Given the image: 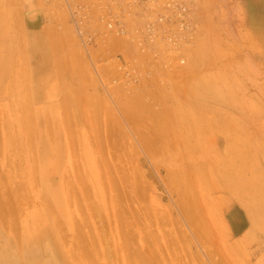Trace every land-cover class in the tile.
<instances>
[{"label": "rangeland", "instance_id": "rangeland-1", "mask_svg": "<svg viewBox=\"0 0 264 264\" xmlns=\"http://www.w3.org/2000/svg\"><path fill=\"white\" fill-rule=\"evenodd\" d=\"M63 1H65V3ZM63 1L18 0L17 3L14 0H0V49L6 47L10 50V46H13L15 42L14 49L12 47L10 50L11 54L9 53L7 58L10 59L13 65V71L16 70L17 67V72L20 70L24 73L25 71L29 74L31 79L35 80L30 88L31 91L29 89L30 93L34 92L37 88L35 84L39 86L41 83H38L40 79L39 73H44L46 68L51 65L49 70L50 73L48 72V79L50 80L52 78L50 81H52L51 88L54 93L50 94V96H45V98L43 97L39 101H37L34 97L31 99V101L35 103L32 106L38 109L40 108L41 116L36 119V122L38 121L37 125L44 123L45 120L48 121L52 119L51 121H53L55 120L54 118L56 115L62 113V99L67 98L68 101H70L75 98V102L73 101L75 104L71 105V108L73 106L71 112H73L76 116V118L74 117L75 119H73L74 122L76 120L75 124L73 122L71 123V119L69 122V119L65 118L70 116V114H73L70 112L69 115H66L67 113L64 114L65 117L63 116V118L68 120L65 122L63 119L64 121L62 123L64 131H68V135L72 133L70 135V139L74 137V139L72 138L74 141H70L68 140V135H66L68 139L64 140V142H66L65 146L68 161H76V165L79 166L81 163L83 165L84 162H87L89 157H92V160L94 159V161H96L95 164H97L98 167L100 166L99 168L101 170H97L99 168L96 167L100 178L95 177L97 178V182L96 180L93 181L98 183L100 180L102 187L100 189L101 191L98 190L96 192V188L94 189L93 185L95 183L91 182V179L88 178L89 174H87V168L84 169V167H86L85 164L84 166H79L86 170L84 171L80 168L81 172L83 171L82 176L85 180V189H87L86 191L89 193H85L86 191L84 192V189L81 188V191H77L78 196H80L79 198H82V196L84 197L86 194H88V196L86 195L85 199L83 200L82 198L80 202L73 201L71 202L73 204H67L66 206L67 210L70 211L69 214L72 216L74 223L76 222V225L74 224L75 228L73 227L74 229L68 227L66 218L55 203L54 197L50 195L47 190L43 189L40 184L41 181L38 174H36L34 179H32L33 184L30 181L27 186H22L23 192L21 191L18 197H16L17 195L14 196V194H12L11 191L24 181L23 171L26 169L24 162L29 159H31L29 161H32L33 154L24 155L21 153V147L24 148L25 144H23V142H25L26 138H22L20 136L18 137L20 134L16 135V131L13 129L10 130L13 132L15 131V134L9 129L7 130L6 128H3L2 124L7 123L11 119L10 113L16 112V114H19L22 111L20 102H16L18 101L17 97L20 98V95L22 97H26V92L29 93L27 91L28 89L25 91L23 90L27 87L23 84L18 83L16 88H13V86H9V88L8 79H6L7 83H4L2 85L3 87H0V89L3 88L2 92H0V189L2 188L4 191L3 193L6 195L2 194L3 196L0 195V198L2 197V200L10 203H7L8 205H6L8 206V209L5 208L6 203L2 204L3 206L0 204V209L5 206L0 211V214L2 213V217H0V235L6 249L4 252L3 246L0 243V264H10L11 262L17 264H39L34 262L28 263V261L32 258L34 259V256H32L34 254L33 249L36 250V254L38 253V246L36 243H38L41 239L51 241L52 247L55 248L56 251L59 244L62 243L66 248L72 250L70 251V254H72L71 257L73 258L76 254L80 255V259L76 258L78 261L76 264L79 262L80 264H89V251L94 250L95 254L92 256V260L95 261V264H136L135 261L141 262L144 260V257L148 259L147 257L151 253L150 249L154 250V252L157 250V256L160 254V258L162 257L161 260H163L164 257V259L167 260V264H198L202 258H205L203 261L204 263L201 262L202 264H216L215 262H217V264L218 262L219 264H264V227H258L255 225L252 226V224H250L249 213L245 210L242 201L239 200L236 194H232L231 191L228 192L229 189L227 190L223 186H220L219 183L209 186L206 191L200 193L194 184V189L191 191L193 194L192 196L195 199L194 205L196 204L195 206L197 210H200L199 213L202 215V217L201 215H198L197 219L201 220L199 221L200 224L203 223L202 225L204 226L206 224L207 230H204L206 226L203 227L205 232L209 230L207 234L208 238L205 236L207 239H203V236L201 240L198 239L197 241L194 233L201 229L198 228L200 224H198L199 226H196V223L195 228H192V223H188L182 218L183 216L181 215V210L179 209L180 207L177 206L178 204L176 202L179 195L176 191L172 193L173 184L170 179L171 177L178 178L180 174L181 177L179 176V178H182V168H184L185 171L192 173L193 164L190 162V153L195 148L199 147L197 145L200 144L199 141L201 140L205 141V145H210V147L217 149L219 145H223L226 142L224 140L225 133H231V135L233 133L235 135V132L237 135L240 133V136L237 137L242 139L244 134L245 138H248L246 135L250 132L251 135L249 136H251V138H249L251 140L256 139L259 144L264 145V0H114L117 3H114L115 5L119 4L117 6H120L119 9H115V6L113 7V5H109L113 4L111 2L113 0H73L75 3L72 0ZM97 1H101V3H96ZM102 1L105 3L104 5ZM95 3L99 5L96 7ZM100 4L103 6V10L100 9ZM122 4H125L126 8ZM105 5L106 7L104 9ZM98 7L102 11L96 9ZM113 8L117 11V13L114 11L111 12ZM127 8H131L133 10L132 11L130 9L133 16L129 14L130 11H128L129 9ZM137 9H140L139 11L141 13L137 12ZM124 10H127L126 12L128 13L124 12ZM3 12H5L4 14L6 17ZM64 12L68 14V17ZM134 12H136L135 14L137 18H135L136 16ZM151 12H153V17L149 15ZM8 13L10 14L9 18ZM59 13H63L65 16L61 15L58 17ZM127 14H129V18L131 16V18L133 17L135 20H140V18L142 19L143 17V23L138 26V29L142 31L138 30L140 36L136 35L134 40V45L138 46L141 51L138 50V47L137 51L136 47H132L131 44L130 47L128 45L126 46V43L129 44V42L123 40L128 39V35H130L122 33V30H125L124 17H126ZM3 16L6 18L5 24L2 23L4 21L2 20L4 19ZM61 17L62 20L66 18L64 20L65 22L61 21ZM7 20L9 21L7 22ZM149 21L150 23L148 24L147 22ZM144 22H146L147 25ZM176 23L178 24L176 25ZM65 26L68 30H64ZM70 27L74 29L72 32L75 35L71 32ZM85 27L87 28L85 29ZM142 27L144 29H142ZM158 27L160 29H158ZM49 31L52 33H49ZM66 31L69 33L71 32L72 35H74L72 38L75 42H73L71 37H67L66 39V35L68 36L69 34L68 32L65 34ZM149 31L151 32L149 33ZM53 32H57L54 33V38L51 37V35L53 36ZM81 33L82 35L84 34L83 38L80 36ZM76 35L78 36L76 37ZM154 35L155 37L157 36L156 38L159 40V45L157 44L158 42L156 43L157 40H154L156 39ZM14 37L17 38V40L14 39ZM58 37L61 38V42L63 43L62 45L66 46L64 48H67L65 50V53L67 51L66 54H63L64 52L62 53L60 51L61 49L59 50V48H63V46L61 45L60 47V44H57L60 43L57 42L58 40L60 41ZM158 37H160L161 42ZM33 38L38 40L34 41L36 39L33 40ZM162 38L165 39L162 40ZM53 39L56 41L55 44L52 42ZM71 40L76 45L73 44L70 46L72 44H70ZM67 41L68 44H65ZM212 42L214 45L211 44ZM200 43H203L205 46L213 45L212 47H217L218 50L215 49L216 54L214 55V52H211V55H208V57L203 60L196 59L195 51L201 47ZM55 46H59L57 48V51L59 50V52L53 50L56 53L54 54L58 55L57 57L54 56L52 51L53 47L56 49ZM15 47L17 50H15ZM126 47H132L135 50L129 48L127 49ZM64 48L62 51H64ZM139 51L142 52V54L135 56L136 53L139 54ZM208 52H210V50H208ZM12 53L17 55L13 57ZM127 53L131 54L129 58L127 57ZM132 54H134V56ZM59 56H61L60 60H63L61 62H65L62 63L64 64V71L60 65L58 66L61 71L56 68L58 66L54 67V65L59 61ZM55 58L56 60H54ZM11 59H16V61H13V63ZM136 62L138 64L137 66ZM73 63L76 68L79 66L81 70L79 69L80 71L76 70L72 72V69L75 68H72V66H74ZM58 64H60V61ZM139 66L141 69H139ZM69 71L75 76V80L74 77H71V75V79L69 75H67ZM202 71L208 73L213 71L212 78L214 81L216 76L223 74H228V76L232 78L234 77L235 79L233 78V80L235 82L237 79V81H239L238 86H234L236 84L233 83V80L231 86L234 88L233 90L238 88L236 90L238 93L235 91L234 94L236 97L238 96V98L240 96L239 102L243 101L244 103H241L243 106L240 104L242 107H240L239 104L235 105L233 103V105L231 102L229 103L233 106L229 105L227 102L223 104L221 98H229L226 94L224 96H220L221 98H213V103L211 104H213L217 110L221 108L220 111L222 113L219 112V114L221 113L222 115H213L216 120L214 119L213 122L205 123V129L209 131L210 127L212 134L209 136V133L211 132H207L206 130L205 131L208 134L205 133V131H201L202 134L200 131H194V133H192V130L196 129L189 126L183 131L184 135H187L188 133L184 139L186 142L184 140L181 141L179 137H175V133L179 132V122L177 118L172 117L174 120L170 117L164 118L166 111L163 108H169L170 105H174V102H172L173 99L169 98V101L166 103L167 99H165V97L168 93L171 96L172 91L170 85L176 81L175 83H179L180 87H184L186 85L185 88H179L181 91H178L179 95L181 93L183 94V89L185 92L184 95H181V97L179 95L178 96L182 101L187 100L190 91L186 94V91H188L186 88L190 87L193 82V80L190 81L191 77L198 79L199 82H201ZM60 72L62 75H60ZM49 74H52V76L50 77ZM59 75L60 77H66L67 75L69 78L66 79L67 77H64L65 86H63L61 82V84H59L60 87L68 88L70 87V84L72 85V88L75 86L73 90L71 87V90L68 88L71 92H68L67 89L58 91V89L62 90V88H58L59 86L57 87L58 89L55 88L57 86V84L55 85V82L57 83L59 81V78H57ZM235 76H237V78ZM72 79L73 81H71ZM216 81H218V84L222 82L220 79ZM165 85L167 86L166 88H160V86L163 87ZM116 86L119 91H117L118 89L115 90ZM157 87L160 88H158L159 90L157 89L159 93L161 90L163 93L165 92L163 96L164 98L161 97L160 99L159 95H163L161 92L158 95L159 99H156L158 93L156 90ZM113 89L117 92L115 93ZM8 90L12 93L11 96L13 95V97H15L16 95L17 99L15 98L14 100V98L9 95ZM155 90L157 93H153ZM168 90L169 92H166ZM252 90L253 93L251 92ZM4 93L5 95L3 96ZM154 95L156 98H153L155 97ZM189 95V98L192 99V95ZM244 95L247 97L249 96V100L254 99L255 102L257 101V104H253H256L255 106H259V109L262 111H260L257 107H254L253 104L250 105L251 103L249 102H253L254 100L248 102ZM70 96H72V98H70ZM180 98L178 99L180 100ZM58 100H61L62 103L60 104V101L58 102ZM194 100L197 101L198 99L194 98ZM199 100H201V98H199ZM8 101H10V103ZM170 101L173 105L170 104ZM15 102L18 107H16ZM56 102L61 106L55 105ZM19 105L21 107H19ZM56 106L61 107L62 109H58ZM12 107L15 109L18 108L20 112L12 109ZM54 107H56L55 110L59 113L54 110ZM161 108L165 111V114L163 115ZM52 109L55 112L52 111ZM222 109L225 110L222 111ZM6 110L10 111L7 112ZM2 111L6 112V114H3ZM51 111L53 112L51 114H53L54 118H52L49 113ZM170 112L172 116H174L172 109H170ZM44 113H47V115ZM234 113L235 116L239 117V119L237 121L235 120L236 118H233V123L236 124L237 122L240 125L236 124L234 127L235 129L232 127H229L228 129L226 118H228V115H234ZM34 114L35 111H33V115ZM225 115H227V117ZM73 116H70L69 118H72ZM159 117L165 120V122L163 121V124L158 123L160 122ZM239 120H243L247 123V125H243H246L243 129L245 133L240 132V130L243 131L241 128L243 127L242 124L244 122L242 121V123H240ZM172 121H174V123H172ZM212 125L215 126L211 128ZM216 126H221L219 130L220 135H218L219 131L216 132L219 127L214 130V127ZM237 126H241L240 130L239 128H236ZM4 127H6L5 124ZM171 128H173L174 134L171 130H169ZM175 129L176 131H174ZM223 129L227 132H224ZM236 129H238L239 132ZM246 129H248V133H246ZM70 130L74 131V133ZM213 130L217 135H214V137L216 136L217 138L212 137L209 139V137L213 135ZM166 131H168V133L171 131L170 135H168ZM138 132L140 134L136 135L135 133ZM5 133H9L8 135L11 134L10 139H14L13 142L16 143V146L14 143L11 145L12 141L10 139V141L6 140V138L8 139V136L5 135ZM196 133L198 134L197 137H199L200 133L201 138L193 136V134L195 135ZM142 134L145 135L143 136ZM136 136H138V139ZM16 137L20 139L17 140ZM142 137L144 138V141L142 140ZM165 137H167L166 140L169 139L173 143L171 149L170 147L166 148L169 140L165 141ZM21 138L22 141H19ZM52 138L53 137H51V139ZM172 139L178 142L174 144ZM187 139L190 140L188 141ZM250 139H247V141ZM140 140H142V142ZM202 141L201 143H203ZM49 142L50 139L47 138V143L49 144ZM72 142H76V145L74 144V146ZM147 144L150 146H147ZM70 145H72L71 148ZM169 145L171 146L170 143ZM14 146L17 148H15L16 150L13 148ZM18 148H20L21 151ZM19 151L21 154H18ZM232 155L235 156L234 154ZM228 157L230 159L232 158L229 155ZM20 158L22 159L20 160ZM66 168L69 170L67 172L70 173L71 169L68 168V166ZM109 174L113 179V182L110 184L105 180V178H103V175L108 177ZM67 175L69 174L67 173ZM70 175H72V171ZM184 175L186 176V174ZM185 178L186 177H183L184 180ZM189 179L187 178V180ZM224 179L227 181V178L224 176L220 182ZM99 184L100 183H98V188ZM20 185H22V183ZM30 189H33V191L31 192ZM94 193L96 196H94ZM89 194L92 197L89 196ZM100 195L104 197V200L100 197ZM19 196L20 198L22 196L21 200L23 201L19 199ZM112 196L117 198L116 202L111 201V199L113 200ZM18 199L20 202L16 201ZM96 201L99 204H95ZM76 203H82V205H78ZM215 203L218 206L217 212L212 209L214 213H208L207 207L212 204L215 206ZM11 206L13 208H11ZM80 206L85 207H83L84 214L80 213L83 210ZM109 206L112 208L115 206L116 209L122 210V218L126 219L128 217V221L131 220L130 222L133 220V217L130 216L131 211L134 210L133 212L137 215H140V212L147 213V215L146 213H142L140 219L136 221V223L133 221V227L129 226V228L126 229L127 226H124V229L128 231V234L130 232V237L131 235H134L132 236V241H130V239L128 240V234L126 231V234L123 233L124 235L120 233L121 231L124 232L123 228V230H121L119 229V226L116 228V226L113 225L115 222L113 221L112 215H110L112 214V209ZM115 207L113 209H115ZM9 208H11V210H9ZM40 208H43L45 213H49L48 215L50 216L47 215L46 218L44 217L38 222L40 229L36 232L37 234L40 233L41 236L39 235L37 241L34 240L30 243L28 239L25 240L24 238V235L26 237L27 232L24 231V229L30 228L29 224L31 219L29 214H31V211ZM78 208H80L81 211H79ZM4 209L6 210L3 213ZM8 210L10 212L12 211V213H9ZM14 210H16V212ZM147 211H152L151 214L157 213V216L153 215V217L151 215V217L148 215L150 212L148 213ZM85 212H88L87 214L89 217ZM8 215H10V219L12 220L9 224L12 226L8 224L9 220H7L8 217H6ZM142 215L146 218L149 216L148 220H144L145 217L142 218ZM4 216L6 217L7 223L6 221L4 222ZM204 216L206 218L205 220H203ZM84 217L88 219L87 221L92 223L90 226ZM94 217H97L98 220L95 218V221ZM155 217H157V220ZM83 219L85 220V223L82 221ZM15 220H17V224ZM181 220H183V222ZM206 220L209 222L206 223ZM147 221H150L149 225H147ZM14 223L16 226L13 225ZM18 223H20L19 226ZM84 224H86V227ZM77 225L81 227H78ZM101 226H103V228ZM189 226H191L190 228L197 230H194L195 232L192 233L193 230L190 229ZM9 227L12 230H10ZM104 227L106 229H104ZM135 229L138 232L137 234ZM18 230L20 233H23H17ZM58 230L61 237L60 239L56 238L55 235L53 236V234ZM90 231H92V233ZM103 231L105 232L103 233ZM131 231H135V233L131 234ZM78 233H80L81 236ZM201 233L204 232L197 234V238L202 236ZM119 235H122L121 239H124V241L120 239ZM204 235L206 234L204 233ZM79 237H82L81 239L84 241L77 248L75 242ZM91 237L95 240L94 244L91 242L93 241L91 240ZM135 239L137 241H135ZM208 239L210 241H208ZM129 241L131 243H129ZM124 242L131 245H127L125 243L124 246ZM200 242H204V244L202 245ZM66 244L69 245L66 246ZM132 244H134V246ZM39 245H41V243H39ZM151 245L152 247L150 248ZM186 248L188 249L187 251ZM116 249L120 250L118 253L116 252L118 256L114 253ZM123 250L128 251L123 252ZM134 250L136 252V255H134L135 257L129 258L127 254ZM106 251L109 252L107 255L105 254ZM188 251H191L190 253L192 254ZM143 252H145V256ZM147 252L150 253L147 254ZM154 252L152 251L151 255H154ZM187 252L189 255H187ZM198 252H200V254ZM5 254L12 258L10 259V263L8 260L3 259L6 257ZM140 254H143L144 256H141V259L139 256ZM156 254L151 256L150 261L152 264H157L160 259L156 256ZM199 255L202 256L201 259ZM152 258H155L157 262ZM209 260L211 261L209 262ZM145 263L151 264L149 259L146 260V262L144 261L143 264ZM164 264H166V262H164Z\"/></svg>", "mask_w": 264, "mask_h": 264}, {"label": "bare ground", "instance_id": "bare-ground-1", "mask_svg": "<svg viewBox=\"0 0 264 264\" xmlns=\"http://www.w3.org/2000/svg\"><path fill=\"white\" fill-rule=\"evenodd\" d=\"M15 2H17L18 3V0L16 1V0H14ZM35 1V0H34ZM38 1V0H37ZM40 1H43V0H40ZM59 1V0H58ZM61 1H63V0H61ZM68 1H71V0H68ZM73 1V0H72ZM126 1V0H125ZM131 1H133V0H131ZM135 1V0H134ZM15 2H13V3H15ZM64 3H65V1H63ZM74 3H75V1H73ZM101 3V1H97L96 3ZM103 2V1H102ZM106 2V1H105ZM109 2V1H108ZM107 2V3H108ZM113 4H109V5H113V7L115 6V9L116 8H118L119 9V7H117L118 5H115L114 3H116V1H111ZM110 2V3H111ZM73 3V4H74ZM95 3V6L97 7L98 5ZM106 3V4H107ZM123 3V2H122ZM148 3V2H147ZM152 3H154V2H152ZM67 4V3H66ZM105 3L103 2V5H104ZM117 4V3H116ZM139 4V3H138ZM143 4V3H142ZM146 4V3H145ZM70 5V4H69ZM75 5V4H74ZM123 5V4H122ZM64 6H66V5H64ZM100 6H101V4H100ZM123 6H125V4L123 5ZM132 6H133V4H132ZM149 6H150V3H149ZM71 7V6H70ZM69 7V8H70ZM73 7V6H72ZM105 7H106V5L104 6V9H105ZM112 7V6H111ZM129 7V6H128ZM64 8V7H63ZM62 8V9H63ZM109 8H110V6H109ZM122 8V7H121ZM125 8H126V6H125ZM125 8H123V9H125ZM134 8V7H133ZM137 8V7H136ZM135 8V9H136ZM151 8V7H150ZM149 8V9H150ZM153 8H154V6H153ZM96 9H99V7L98 8H96ZM100 9H102L103 10V6H101V8ZM99 9V10H100ZM127 9H129L128 11H130V13L129 14H131V8H127ZM131 9V10H130ZM134 9V10H135ZM8 10V9H7ZM102 10H100V11H102ZM111 10V9H110ZM138 11L137 12H140L139 10L140 9H137ZM116 12L117 13V11H115L114 10V8H113V10L111 11V12ZM127 11V10H126ZM125 10H124V12H126ZM133 11V10H132ZM144 11V10H143ZM149 11V10H148ZM162 11V10H161ZM61 12H63V11H61ZM118 12H119V10H118ZM123 12V13H124ZM160 12V11H159ZM5 12H3V14H4ZM9 13H10V11H9ZM8 13V18H9V14ZM64 13H66V12H64ZM103 13H104V11H103ZM107 13V12H106ZM126 13H128V12H126ZM136 12H134V14H135ZM141 13V12H140ZM145 13V12H144ZM150 13V12H149ZM129 14H127V16L129 15ZM153 12H151V14H149V15H151L152 17H153ZM59 16L58 17H60L61 15L62 16H65V15H63V13L61 14V13H59L58 14ZM126 15V14H125ZM132 16H133V14H131ZM137 15H139V14H137ZM4 16H5V14H4ZM3 16V17H4ZM66 16L68 17V14L66 13ZM124 17V27H125V30H122V33H127V34H130V35H128L129 36V38L128 39H123V40H125V41H128L129 42V44H127L126 43V46L128 45L129 47L132 45V47L134 46V47H136V50H137V47L138 46H136V45H134V40H135V37H136V35H139V32H138V26H140L142 23H143V21L144 20H142L143 19V17H142V19L140 18V20H135V19H133V17L131 18V16H130V18H129V16L128 17ZM135 16H136V14H135ZM145 16H146V14H145ZM145 16H144V19H145ZM151 16H149V17H151ZM6 17V16H5ZM4 17V19H2V20H4L2 23H4L5 24V21H6V18ZM11 17V16H10ZM138 17H141V16H138ZM64 18V17H63ZM135 18H137V16L135 17ZM148 18V17H147ZM146 18V19H147ZM66 19V18H65ZM65 19H63L62 20V17H61V21H64ZM139 19V18H138ZM112 20V19H111ZM148 20V19H147ZM146 20V21H147ZM179 20V19H178ZM9 20H7V22H8ZM150 21H152V20H150ZM150 21L149 22H147L148 24L150 23ZM65 22V21H64ZM100 23H102V22H100ZM146 25H147V23L146 22H144ZM11 24V23H10ZM178 23H176V25H177ZM74 25V24H73ZM84 25L86 26V24L84 23ZM145 25V26H146ZM153 25H155V24H153ZM156 26V25H155ZM155 26H154V28H155ZM88 27V26H87ZM87 27H85V29L87 28ZM64 28V27H63ZM67 28H68V25H67ZM76 28V27H75ZM84 28V27H83ZM107 28V27H106ZM140 28V27H139ZM151 28V27H150ZM153 28V27H152ZM70 29H71V32H72V30H74L72 27H70ZM108 29H110V28H108ZM142 29H144L143 27H142ZM158 29H160L159 27H158ZM61 30H63V29H61ZM64 30H68V29H66V26H65V29ZM77 30V29H76ZM80 30V29H79ZM84 30V29H83ZM146 30L148 31V29L146 28ZM153 30V29H152ZM156 30V29H155ZM82 31V30H81ZM80 31V32H81ZM85 31H87V30H85ZM139 31H142V30H139ZM161 31V30H160ZM23 32V31H22ZM51 31H49V33H50ZM60 32V31H59ZM65 32V31H64ZM67 32L68 31H66V33L65 34H67ZM69 33L68 34V36L66 35V39H67V37H74V35H72V33ZM146 32V31H145ZM151 31H149V33H150ZM153 32V31H152ZM155 32H157V31H155ZM52 33V32H51ZM54 33H57V32H53V36L51 35V37L52 38H54ZM148 33V32H147ZM148 33V34H149ZM158 33V32H157ZM71 34V35H70ZM78 34V33H77ZM143 34V33H142ZM151 34H154V33H151ZM70 35V36H69ZM84 35V34H83ZM83 35H82V33L80 34V36H82V38H83ZM86 35V34H85ZM158 35V34H157ZM78 35H76V37H77ZM140 36V35H139ZM160 36V35H159ZM147 37V36H146ZM151 37V36H150ZM154 37H155V35H154ZM157 37V36H156ZM155 37V38H156ZM161 37V36H160ZM160 37H158L159 39H160ZM70 38V39H71ZM153 38V37H152ZM6 39V38H5ZM14 39H16L17 40V38H15L14 37ZM34 39H36V38H33V40ZM56 40H58V39H60V41L58 40L57 42H60V43H57L58 45L60 44V47H61V45L63 44L62 42H61V38H59L58 37V39L57 38H55ZM55 39H53V41L52 42H54V44H55V42L56 41H54ZM73 39V38H72ZM165 39V38H164ZM163 38H162V40H164ZM7 40V39H6ZM5 40V41H6ZM38 39H36V40H34V41H37ZM155 41H156V43L159 45V40L156 38V39H154ZM125 41H124V44H125ZM51 42V41H50ZM73 42H75V40L73 39ZM72 42V40H71V42H70V46H72L73 44H75V43H73ZM154 42V41H153ZM160 42H161V39H160ZM155 43V42H154ZM154 43H151V44H154ZM208 43H210V42H208ZM7 44V43H6ZM52 44V43H51ZM56 44V45H57ZM65 44H68V41H67V43H65ZM123 44V43H122ZM131 44V45H130ZM149 44H150V42H149ZM202 44V45H201ZM211 44H213L214 45V43L212 42ZM210 44V45H211ZM10 45V44H9ZM14 45H15V42H14V44H13V46L11 45L10 46V50L12 49V47H13V49H14ZM76 45V44H75ZM141 45V44H140ZM161 45V44H160ZM212 45V46H213ZM17 46V45H16ZM51 46H53V45H51ZM63 46V45H62ZM122 46V45H121ZM125 46V45H124ZM152 46H154V45H152ZM162 46V45H161ZM160 46V47H161ZM198 46H199V44H198ZM200 48L197 50V51H195V57H196V59H200V60H203L204 58H206V57H208V55L210 56L211 54V52H214V55L216 54V52H215V49L216 50H218V48L217 47H212V46H209V45H207V46H205V45H203V43H200ZM204 46V47H203ZM56 47V46H55ZM59 46H57L56 47V49H54V47H53V49H52V51L54 50H56L57 51V48H58ZM64 47H66L65 45L63 46V48ZM67 47H68V45H67ZM128 47V48H129ZM129 48V49H133V48ZM16 48V47H15ZM52 48V47H51ZM63 48H59V50L63 53V54H66L67 53V51H66V53H65V50L67 49H65L64 48V51H62L63 50ZM127 48V47H126ZM125 48V49H126ZM127 48V49H128ZM126 49V50H127ZM10 50L8 49V48H6V47H3L2 49H0V87H3L2 85L4 84V83H7L6 82V79H8L7 81H8V87L10 86H13V88H16V86H17V84L19 83V84H23V85H26L27 87H26V89L24 88L23 90L25 91V90H27L29 93H27L26 92V97H22L21 95H20V98L19 97H17L16 95H15V97H13V95L11 96V94L12 93H10V90H8V93H9V95L11 96V97H13L14 98V100H15V98L17 97L18 98V101H16V102H20V105L22 106V111H21V113H19V114H16V112H14V113H10V116H11V119H10V121H8L7 123H3L2 125H3V128H6L7 130L9 129H13V130H15L14 132L16 133V135L17 134H20V135H18V137L20 136V137H22V138H26V140H25V142H23V144H25V146H24V148L23 147H21V150H20V148H18L20 151H21V153H23L24 155H29V154H33L32 156V161H29V160H31V159H29V160H26L25 162H24V164H25V171H23V174H24V176H23V182H21L22 183V185H17L15 188H14V190H12L11 192H12V194H14V196L15 195H17L16 197H18V195L20 194V192L22 191V186H27L28 185V183L31 181L32 182V184H33V180L32 179H34V176H36V174H38L39 175V178H40V181H41V185H42V187H43V189H45V190H47L49 193H50V195H52L53 197H54V201H55V203L57 204V206H58V208L62 211V213H63V215H64V217L66 218V222H67V225H68V227L69 228H72V229H74L75 227V223H74V221H73V219H72V216L69 214L70 213V211H68L67 210V204H69V205H71V204H73V203H71V202H73V201H77V202H80L81 201V199L83 198V200L85 199V196L87 195L88 196V194H86V195H84L85 193H89V192H87L86 190L87 189H85V180H84V178H83V176H82V172H81V169L82 170H84V169H86L87 168V174H89V176H88V178L89 179H91V182H94L95 183V181H93V180H96V182H97V178H95V177H99L100 178V175L98 176V173H97V170H99V171H101L100 170V166L98 167V165L97 164H95V162L96 161H94V159L92 160V157H89V160L87 161V162H84L83 163V165H82V163L79 165V166H84V164H85V166L86 167H84V169H83V167L81 168V167H79L78 165H76L77 163H76V161L75 162H73V160L71 161L70 160V162L68 161V157H67V152H66V146H65V143L66 142H64V140H66V139H68L67 138V136L66 135H68V131H64V129L62 128L63 127V125H62V123H63V121L65 120V122L69 119V122H70V119L72 120L71 121V123L73 122L74 124H75V122H76V120H75V122L73 121V119H75L76 118V116L74 115V113L73 112H71L72 111V108H73V106H72V108H71V105H74L75 103V98L74 99H71L70 101H68V99L67 98H64V99H62L63 100V109L61 108V107H58V106H61L60 104L62 103V101L61 100H58V102L60 101V104H58L57 102H56V104L55 105H58V106H56V107H58V109L59 108H61L62 110H61V114H59V115H56V117L54 118L53 117V114H51V113H53L52 111H54L55 110V108L56 107H54V110L52 109V111L51 112H49L50 114H51V116H52V118H54L55 120H53V121H51V120H48V121H46L45 120V122L44 123H41L40 125H37V122H36V119H38V117L40 118V116H41V114H40V108L38 109V108H35V107H33L32 105H34L35 103H33V101H31V99H32V97H34L35 99H37V101H39V100H41L43 97L45 98V96H50V94H53L54 92H53V90H52V88H51V85H52V81H50L49 79H48V72H49V70H50V68H51V65H49L47 68H46V70L44 71V73H42V72H40L39 73V76H40V79H39V82L38 83H40V87L37 85V84H35L36 86H37V88L34 90V92H32V93H30V91H31V86L33 85V82L35 81L34 79H31L30 77H29V74L27 73V72H25L24 71V73H22V71H18L17 72V67H16V70H14L13 71V69L14 68H12V63H11V61H10V59H8L7 58V56L9 55V53H10ZM15 50H17V48L15 49ZM59 50L57 51V52H59ZM133 50H135V49H133ZM133 50H131V51H133ZM138 50H140V48L138 47ZM137 50V51H138ZM208 50H210V52H208ZM53 51V54L55 53ZM136 51V52H137ZM141 51V50H140ZM139 51V54L138 53H136L135 54V56L137 55H140V54H142V52H140ZM17 52V51H16ZM60 52V53H61ZM129 52H130V50H129ZM18 53V52H17ZM62 53H61V55H62ZM133 53H135V52H133ZM11 54V53H10ZM15 53H12V55H13V57L14 56H16V55H14ZM56 54V53H55ZM54 54V56H58V55H55ZM128 54H129V56H128ZM12 55H11V58H12ZM133 56H134V54H132ZM131 56V54L130 53H127V57L129 58ZM10 57V56H9ZM60 57L61 56H59L58 57V59H59V61H60V64H58L59 63V61H58V63H56L55 65H54V67L55 66H58V65H60L61 67H62V69L64 68L63 66H64V64H62V63H65V62H61V61H63V60H60ZM62 57H64V56H62ZM126 57V56H125ZM7 61H6V60ZM57 59V60H58ZM12 60V59H11ZM54 60H56V58L54 59ZM13 61H16V59H14V60H12V62ZM159 61V60H158ZM14 63V62H13ZM73 65L74 66H72V68H74V69H70L72 72H74V71H76V70H79L80 69V67L79 66H77V68H76V66H75V64L73 63ZM138 64H137V62H136V66H137ZM60 67V68H61ZM131 67V66H130ZM133 67H135V66H133ZM58 70H59V66L58 67H56ZM132 68V67H131ZM135 68H137V67H135ZM56 69V70H57ZM68 69V70H69ZM139 69H141V67L139 66ZM242 69V68H241ZM67 70V69H66ZM81 70V69H80ZM79 70V71H80ZM220 70H222V69H220ZM243 70V69H242ZM16 71V72H15ZM59 71H61V69L59 70ZM63 71H64V69H63ZM62 71V72H63ZM72 72H70L69 71V73L67 74V75H69V77H70V75H71V77L73 78L74 77V80H75V76L72 74ZM231 72H232V70H231ZM18 73V74H17ZM50 73V72H49ZM71 73V74H70ZM64 74H65V72H64ZM212 74H213V71L212 72H205V71H202V79H201V82H199V80L198 79H195V78H193V77H191V79H190V81L191 80H193V82L191 83V85H190V87H188V88H186V90H188V91H186L187 93L186 94H188V92L190 91V93L189 94H191L192 95V99H190L189 98V94H188V99L187 100H185V101H182L181 100V95L183 96L184 95V91H183V89H182V92H183V94L181 93L180 95L178 94V91H181L180 89L181 88H185V86L183 87H180V85H179V83H175L176 81H174L173 82V84L172 85H170L171 87V91H172V94H171V96L169 95V93H168V95L166 96V94H165V99H167V101H166V103L169 101V98H171V99H173V101L172 102H174V105H173V103L171 102L170 104H172L173 106H171L170 105V107L168 108V107H166V108H163L165 111H166V114H165V111H163L162 110V108H161V110H162V115L163 114H165L164 115V118H166V117H170V118H177V120H178V122H179V126H178V128H179V132H176L175 134V137L177 136V137H179L180 139H181V141L182 140H184L185 138H186V136L188 135V133H187V135H184V133H183V131L184 130H186V128H188L189 126L192 128V127H194L193 129H196V130H192L193 132L192 133H194V131L195 132H203V131H205L206 129H205V123H210V122H213L214 121V116L213 115H220L222 112L220 111V109H216L214 106H213V104H211V103H213L212 102V100H213V98H215V97H219V98H221L220 96H224L225 94L229 97L228 99L226 98H221V100H222V102H223V104H225V102H227V103H229V102H231L232 104L234 103L235 105L236 104H239V106L240 107H242L243 105L241 104V103H244L243 101L242 102H239L240 100H239V98H240V96H239V98H238V96L236 97L235 96V94H234V92L238 89H235V90H233L234 88L231 86V83H232V80H233V78L232 77H229L228 76V74L226 75V74H223V75H218V76H216L214 79H215V81L213 80V78H212ZM232 74V73H231ZM50 75V74H49ZM57 75H58V72H57ZM60 75H62V73L60 72ZM60 75H59V77H57V78H59V81L56 83L55 82V85L57 84V86L55 87V88H57L58 86H59V84H61V82H62V85L63 86H65L64 85V79L67 77V75H66V77L64 78V77H60ZM52 76V74L50 75V77ZM77 76V75H76ZM231 76V75H230ZM71 77H70V79H71ZM236 78H237V76H235ZM64 78V79H63ZM82 78V77H81ZM80 78V79H81ZM174 78V77H173ZM66 79H69L68 77L66 78ZM218 79H220L222 82H220V84H218V81H216V80H218ZM235 79V78H234ZM54 80V79H53ZM63 80V81H62ZM198 80V81H197ZM70 81V80H69ZM71 81H73V79L71 80ZM146 81V80H145ZM234 81V80H233ZM238 82L239 81H237V79H236V82L234 81L233 83L234 84H236V85H234L235 87L236 86H238ZM186 83H188V82H186ZM70 84V83H69ZM53 86H54V84H53ZM52 86V87H53ZM71 88H72V85L70 84L69 85ZM9 87V88H10ZM25 87V86H24ZM68 87V86H67ZM70 87H68L70 90H71V88ZM125 87V86H124ZM167 86L165 85V86H160V88H166ZM4 88H6V87H4ZM58 88H62V90H59ZM57 89H58V91H63V89H67V91L69 92L70 90L68 89V88H64V87H58ZM75 88V86L72 88V90ZM120 88V87H119ZM159 87H157L156 88V90L158 89ZM159 88V89H160ZM169 88V89H170ZM180 88V89H179ZM19 89V88H18ZM29 89H30V91H29ZM116 89H118L117 88V86H116V88H115V90ZM122 89V88H121ZM158 89V90H159ZM239 89H240V87H239ZM1 91L0 92H2V90H3V88H1L0 89ZM115 90L113 89V91L115 92ZM154 91L153 93H157V91ZM166 90V89H165ZM245 90V89H244ZM248 90V89H247ZM55 91V90H54ZM117 91H119V89L117 90ZM116 91V92H117ZM249 91V90H248ZM20 92V91H19ZM18 92V93H19ZM71 92V91H70ZM115 92V93H116ZM161 92H162V90H161ZM160 92V93H161ZM166 92H169V90L168 91H166ZM237 92V91H236ZM239 92H240V90H239ZM252 93H253V90L251 91ZM153 93H152V95H153ZM159 93V91H158V93H157V98H156V96L155 97H153V98H156L157 100L159 99L158 98V95L160 94ZM163 93V92H162ZM165 93V92H164ZM164 93H163V95L161 96V95H159L160 96V99H161V97H163L164 96ZM238 93V92H237ZM250 93V92H249ZM47 94V95H46ZM70 94V93H69ZM247 94H248V92H247ZM5 95V93L3 94V96ZM180 97H179V96ZM238 95V94H237ZM246 95V94H245ZM244 95V96H245ZM177 96H178V98H180V100L177 98ZM251 96V95H250ZM242 97V96H241ZM246 98L245 99H247L248 100V102L249 101H252V100H254V99H251V100H249V98L247 97V96H245ZM16 98V99H17ZM70 98H72V96H70ZM164 98V97H163ZM162 98V100H164ZM194 98L196 99H198L197 101H195L194 100ZM199 98H201V100H199ZM6 99V98H5ZM8 99V98H7ZM225 99V100H224ZM244 99V100H245ZM246 100V101H247ZM74 101V102H73ZM245 101V102H246ZM9 103H10V101H8ZM15 102V103H16ZM32 102V103H31ZM164 102H165V100H164ZM235 102H238V103H235ZM14 103V102H13ZM218 103H220V102H218ZM226 103V104H227ZM231 103H229V105H231V106H233ZM249 103H251L250 105H252L253 103H256L257 104V101L255 102V100L253 101V102H249ZM248 103V104H249ZM41 104H42V102H41ZM221 104V103H220ZM242 106H241V105ZM256 104H253L254 105V107H257L258 109H259V106H255ZM8 105V104H7ZM19 105V107H21ZM37 105V104H36ZM165 105V104H164ZM219 105V104H218ZM249 105V106H250ZM14 106H15V104H14ZM39 106V105H38ZM168 106H169V103H168ZM244 106H246V105H244ZM261 106V105H260ZM16 107H18V105H17V103H16ZM33 107V108H32ZM34 108H35V110H34ZM70 108V109H69ZM222 108H224V107H222ZM262 108V107H261ZM12 109H15L14 107H12ZM11 109V110H12ZM170 109H172V111H173V113H174V116H172V114H171V112H170ZM2 110H4V109H2ZM15 110H18L19 112H20V110L17 108V109H15ZM225 109H222V111H224ZM260 110V109H259ZM5 111V110H4ZM7 112L8 111H10V110H6ZM33 111H35V114L33 115ZM56 111V110H55ZM54 111V112H55ZM59 111V110H58ZM260 111H262V110H260ZM57 112V111H56ZM73 113L72 115L70 114V113ZM219 112H221L220 114H219ZM259 112V111H258ZM2 113L3 114H6V112H3L2 111ZM57 113H59V112H57ZM67 113V114H66ZM40 114V115H39ZM44 114H46L47 115V113H44ZM64 114H66V115H69L70 114V116H73L72 118H69L70 116H67V117H65V115ZM8 115V114H7ZM39 115V116H38ZM166 115H168V116H166ZM222 115V114H221ZM220 115V116H221ZM57 116H58V118H57ZM63 116L65 117V118H68L67 120L66 119H64L63 118ZM226 117H227V115H225ZM75 117V118H74ZM158 117V116H157ZM216 117V116H215ZM219 117V116H218ZM217 117V118H218ZM225 117V118H226ZM172 118V120H174ZM233 118H236L235 120H237L238 121V119H239V117H237V116H235V113H234V115H228V118H226L227 119V124H228V129H229V127H232V128H234L235 126H236V124L238 125L239 123H237L236 122V124H234L233 123V121H234V119ZM43 119V118H42ZM46 119V118H45ZM64 119V120H63ZM159 119H160V122H158L159 124L160 123H164L165 122V120H163L161 117H159ZM233 119V120H232ZM216 120V119H215ZM240 120H241V118H240ZM239 120V121H240ZM39 121L41 122V120L39 119ZM164 121V122H163ZM243 121V120H242ZM242 121H240V123H242ZM4 122H6V121H4ZM176 122V121H175ZM201 122H202V125H201ZM244 122V121H243ZM247 122V121H246ZM157 123V124H158ZM166 123H167V121H166ZM172 123H174V121H172ZM4 124L6 125V127H4ZM156 124V125H157ZM244 124H246L247 125V123H243L242 124V126L244 125ZM15 125V126H14ZM176 125V124H175ZM240 125V124H239ZM246 125L245 126H243L242 128H241V126H237L236 128H239V130H240V128L243 130L244 129V127H246ZM1 126V125H0ZM7 126H8V128H7ZM17 126V127H16ZM70 126H72V125H70ZM75 126V125H74ZM197 126V127H196ZM213 126H215V125H212V127L211 128H213ZM224 126V125H223ZM222 126V127H223ZM11 127V128H10ZM13 127V128H12ZM196 127V128H195ZM209 127V126H208ZM219 127V126H218ZM217 126L216 127H214L215 129L214 130H216V128H218ZM17 128V129H16ZM206 128H207V126H206ZM220 128H221V126L217 129V131L216 132H218L219 130H220ZM190 129V128H189ZM235 129V128H234ZM19 130V131H18ZM66 130V129H65ZM153 130H154V128H153ZM169 130H171L172 132H173V128H171V129H169ZM213 130V131H214ZM222 130V129H221ZM231 130V129H230ZM236 130H238V129H236ZM235 130V131H236ZM239 130H238V132H239ZM247 131H246V133H248L249 131H248V129H246ZM10 131H12V130H10ZM18 131V132H17ZM70 131H72V130H70ZM171 131H169V133H168V131H166V133H168V135H170V132ZM174 131H176V129L174 130ZM207 131V130H206ZM205 131V133H207V132H211V130H210V127H209V131H207L206 132ZM223 131L224 132H227V131H225V129H223ZM13 132V131H12ZM13 132V133H14ZM73 133H74V131H72ZM155 132V131H154ZM188 132V131H187ZM202 132H201V134H202ZM240 132L242 133V132H244L245 133V131L243 130V131H241L240 130ZM7 133V132H6ZM5 133V135H7L8 136V139L6 138V140H9L10 139V136H11V134L10 135H8V134H6ZM14 133V134H15ZM142 133V132H141ZM186 133V132H185ZM219 134L218 135H220V131L218 132ZM243 133V134H244ZM72 133H70L69 135H68V137H69V139L68 140H72V141H74L73 139H74V137H72L71 139H70V135H71ZM136 135L137 134H140L139 132L138 133H135ZM157 134V133H156ZM172 134V133H171ZM173 134H174V132H173ZM208 134V133H207ZM206 134V136L208 137V135ZM210 134H212V132L211 133H209V136H210ZM143 135V134H142ZM145 135V134H144ZM143 135V136H144ZM214 135H216V133H215V131L213 132V135L211 136V137H209V139L210 138H217L216 136L214 137ZM236 135V136H235ZM235 135H234V133L231 135V133L229 134V133H225L224 134V140L226 141L223 145H219L218 147H217V149H214V148H212V147H210V145H205V141H202L203 143H201V141H199L200 142V144H198L197 146H199V147H197V148H195L191 153H190V162H191V164H193V166H192V173H190L189 171H185L184 170V168H182L181 169V173H182V178H179V176L181 177V174L178 176V178H174V177H171L170 179H171V181H172V193L173 192H175L176 191V193H178V200L176 199V202H177V206L178 207H180L179 209L181 210L180 212H181V215L183 216L182 218L186 221V222H190V223H192V228L194 227L195 228V224H196V226L198 225V224H200L199 223V221H201V220H199V219H197V217H198V215L200 216L201 214L199 213V211L197 210V208H196V204L194 205V198H193V194H192V192L191 191H193V186H194V184H195V187H196V189L200 192V193H203L204 191H206V189L209 187V186H212V185H216V184H218L219 183V185L220 186H223L224 188H226L227 190H228V192H230L231 191V193L232 194H236V196L239 198V200H241L242 201V203H243V205H244V207H245V210L249 213V222H250V224H252V226H263L264 227V145L263 144H259L258 142H257V140L256 139H254V140H251L250 138H251V136H249V135H251L250 134V132L248 133V135H246V137L248 136V138H245V134L242 136L243 138L242 139H240V137H237V136H240V133L237 135L236 134V132H235ZM73 136V135H72ZM191 136V135H190ZM193 136H195V137H197L198 136V134L196 133L195 135L193 134ZM18 137H16L17 138V140L18 139H20V138H18ZM51 137H53L52 139H51ZM138 136H136V138H137ZM140 137V136H139ZM222 137H223V135H222ZM250 137V138H249ZM22 138H21V140H19V141H22ZM47 138L48 139H50V142H49V144L47 143ZM141 138V137H140ZM166 138L167 137H165V141H168V140H166ZM191 138H192V136H191ZM197 138H201L200 137V133H199V137H197ZM138 139V138H137ZM147 139V138H146ZM145 139V140H146ZM176 139V138H175ZM193 139V138H192ZM205 139H206V137H205ZM208 139V138H207ZM247 139H250L249 141H247ZM4 140V139H3ZM2 140V141H3ZM11 140V139H10ZM9 140V141H10ZM14 140V139H13ZM13 140H11L12 141V144L11 145H13ZM142 140L144 141V138L142 137ZM142 140H140L141 142H142ZM188 140V139H187ZM190 140V139H189ZM188 140V141H189ZM200 140V139H199ZM204 140V139H203ZM215 140V139H214ZM24 141V140H23ZM139 141V140H138ZM170 141V142H169ZM168 142L171 144V146L169 145V143L167 142V146H166V148L167 147H170V149H171V147L173 146L172 144V142H171V140H169ZM172 141H174L173 139H172ZM185 142H186V140H184ZM178 142V141H177ZM176 141H174V144L175 143H177ZM3 143H5V142H3ZM11 143V142H10ZM76 142H72V144L74 145ZM152 143V142H151ZM150 143V144H151ZM7 144H8V142H7ZM16 143H14V145H15ZM71 144V143H70ZM166 144V143H165ZM76 145V144H75ZM74 145V146H75ZM149 144H147V146H148ZM216 145H217V143H216ZM16 146V145H15ZM13 147L14 149L16 148V147ZM74 146H73V148H74ZM150 146V145H149ZM72 147V145H70V148ZM23 148V149H22ZM147 148H150V147H147ZM165 148V149H166ZM13 149V150H14ZM17 149V148H16ZM15 149V150H16ZM14 150V151H15ZM18 151V150H17ZM20 151L18 152V154H21L20 153ZM86 152V151H85ZM15 154H16V152H15ZM14 154V155H15ZM87 154V153H86ZM232 154H234L235 156H233ZM71 155V154H70ZM228 155L229 156H231L232 158L230 159L229 157H228ZM31 157V156H30ZM29 157V158H30ZM71 157H73V156H71ZM86 158V157H85ZM17 159V158H16ZM22 158H20V160H21ZM71 159V158H70ZM68 163V164H67ZM79 164V163H78ZM100 164V163H99ZM68 166V168H70L71 169V171H72V175H70L71 174V171H70V173L69 172H67V171H69L66 167ZM96 167H98L99 169H97L96 170ZM81 168V169H80ZM80 169V170H79ZM180 169V168H179ZM65 171H66V174H65ZM84 171H86V170H84ZM88 171H89V173H88ZM67 173L69 174V175H67ZM108 173V172H107ZM105 174H106V172H105ZM184 174H186V176L184 175ZM187 174H188V176H190V177H188L187 176ZM108 175V174H107ZM104 177L103 178H105V180L110 184V183H112L113 182V179H112V177H111V175L109 174V176L108 177H106L105 175H103ZM226 177L227 178V181H225V179L222 181V182H220V180L222 179V177ZM183 177H186L185 178V180L183 179ZM93 178V179H92ZM187 178L189 179V180H187ZM187 180V181H186ZM188 181H190V182H188ZM24 182H25V184H24ZM98 183H100L99 184V188H98ZM98 183H95V184H93L94 185V189L96 188V192L98 191V190H100L101 189V187H102V185H101V181L99 180L98 181ZM39 184V185H40ZM171 184V183H170ZM1 185V184H0ZM31 185V184H30ZM82 186V187H81ZM167 186H171V185H167ZM29 188V187H28ZM81 188H83L84 189V197L82 196V198H79L80 196H78V194H77V191L78 190H80L81 191ZM87 188V187H86ZM171 189V188H170ZM31 190V192L33 191V189H30ZM101 191V190H100ZM4 191H3V189L1 188L0 189V195L1 196H3L2 194H5V193H3ZM23 192V191H22ZM35 192V191H34ZM82 192H81V194H82ZM95 192V193H96ZM191 192V193H190ZM95 193H94V196H96L95 195ZM100 193V192H99ZM98 193V194H99ZM97 194V193H96ZM6 195V194H5ZM103 195H104V193H103ZM199 195H202V194H199ZM89 196H91L90 194H89ZM97 196H99V195H97ZM23 197H25V196H23ZM33 197V196H32ZM92 197V196H91ZM100 197L104 200V197H102L101 195H100ZM113 197V200L111 199V201H113V202H116V200H117V198H115V196H112ZM2 198V197H1ZM0 198V199H1ZM96 198V197H95ZM99 198V197H98ZM19 199L21 200L22 199V196H21V198H20V196H19ZM19 199L18 200H16L17 202H20L19 201ZM100 199V198H99ZM2 200V199H1ZM1 200H0V204L2 205V204H5V206L6 205H8L7 203H10V202H8V201H4V200H2V202H1ZM4 201V202H3ZM21 201H23V200H21ZM98 201V200H97ZM96 201V203L95 204H99L98 202ZM99 201H101V200H99ZM217 201V200H216ZM215 201V202H216ZM113 202H111V203H113ZM92 203V202H91ZM76 204H78V203H76ZM80 205H82V203H79ZM78 204V205H79ZM102 204V203H101ZM113 204H115V203H113ZM0 205V206H1ZM3 206V205H2ZM4 206V207H5ZM9 206H10V204H9ZM77 206V205H76ZM96 206V205H95ZM95 206H94V208H95ZM98 206V205H97ZM4 207H1V209H0V211L2 210V208H4ZM8 206H6L5 208L6 209H8L7 208ZM68 207H70V206H68ZM81 207V209H83L82 211L80 210V208H78L79 209V211H81L80 213H83L84 214V208L82 207V206H80ZM91 207H92V205H91ZM109 207H111V206H109ZM115 207V206H114ZM113 207V208H114ZM11 208H13L12 206H11ZM11 208H9V210H11ZM112 207H111V209H112V214H110V215H112V217H113V221L115 222V224H113V225H115L116 226V228H118V226H119V229H121V230H123L124 229V226L126 227V229H128L129 228V226L131 227H133V225H132V223H133V221L136 223V221H138L139 219H140V216H141V214L142 213H146V212H140V215H137V214H135V212H133V211H131L130 212V216L131 217H133V220H132V222H130L131 220H129L128 221V217L125 219V218H122V215H123V212H122V210H119V209H116V207H115V209H113ZM208 208V213L210 212V213H214V211L215 212H217V208H218V206L216 205V203H215V206L212 204L211 206H209V207H207ZM6 209H4V211H3V213L5 212V210ZM110 209V210H111ZM212 209H214V211L212 210ZM216 209V210H215ZM8 210V211H9ZM212 210V211H211ZM8 211H7V213H8ZM15 212H16V210H14ZM14 211H13V213H14ZM86 211V210H85ZM138 212H139V210H138ZM148 213L150 212V211H147ZM6 213V214H7ZM9 213H12V211L10 212L9 211ZM86 214L88 213V212H85ZM92 213V212H91ZM90 213V214H91ZM152 213V211L148 214L149 216H157V213H153V214H151ZM49 214V213H48ZM47 213H45V210H43V208H40V209H36V210H34V211H31V214H29V216H30V224H29V227L31 228H27V229H24V231H27L26 232V237H25V235H24V238H25V240L26 239H28V241H30V243H32L34 240L35 241H37V238H39V235L41 236V234L39 233V234H37V230H39L40 229V226H38V222L41 220V219H43L44 217L46 218L47 217V215H48ZM69 214V215H68ZM75 214V213H74ZM82 214V215H83ZM88 215V214H87ZM87 215H86V217H87ZM146 215H147V213H146ZM180 215V216H181ZM216 215V214H215ZM48 216H50V215H48ZM75 216V215H74ZM85 216V215H84ZM143 216V215H142ZM148 216V217H149ZM151 216V217H152ZM153 216V217H154ZM213 216H214V214H213ZM212 216V217H213ZM0 217H2V213L0 214ZM6 217H8L7 218V220H9V222H8V224L9 223H11L10 221H12L11 219H10V215H8V216H6ZM6 217L4 216V218H5V220L3 219V218H1V219H3L4 220V222L6 221V223H7V220H6ZM86 217H84L85 218V220L87 221L88 219H86ZM88 217H89V215H88ZM145 216H143L142 218H144ZM148 217L146 218H144V220L145 219H147L148 220ZM160 217V216H159ZM201 217H202V215H201ZM83 218V217H82ZM81 218V219H82ZM97 219V217H94V220L96 221V219ZM156 218V220H157V217H155ZM154 218V219H155ZM181 218V219H182ZM219 218V217H218ZM74 219H75V217H74ZM158 219H161V218H158ZM206 218H205V216H204V219L203 220H205ZM84 219L82 220L83 222L85 221ZM90 220V219H89ZM98 220V219H97ZM153 220V219H152ZM217 220V219H216ZM17 220H15V222H16ZM150 221H151V218H150ZM149 221V222H150ZM180 221V220H179ZM182 222H183V220H181ZM207 221V220H206ZM205 221V222H206ZM79 222V221H78ZM88 223H89V226L92 224V223H90L89 221H87ZM142 222V221H141ZM148 222V221H147ZM149 222L147 223V225H149ZM209 221H207L206 223H208ZM85 223V222H84ZM87 223V224H88ZM194 223V224H193ZM16 224H17V222H16ZM75 224V225H74ZM82 224V223H81ZM203 224V223H202ZM202 224H200V226L198 227V228H201L200 230H198L197 232H195L196 230L195 229H192V228H190L191 226H189V228L190 229H192L193 231H192V233L193 232H195L194 233V235L196 236V239H197V241H198V239L199 240H201L202 239V237H203V239L204 238H208V231H204V230H207V226H206V224H205V226L204 225H202ZM6 225V224H5ZM10 225V224H9ZM13 225H15V223L13 224ZM20 225V223H18V226ZM85 225V227H86V224H84ZM113 225H112V227H113ZM10 226H12V225H10ZM16 226V225H15ZM78 226V225H77ZM76 226V227H77ZM136 226V225H135ZM58 227V226H57ZM74 227V228H73ZM78 227H81V226H78ZM102 228H103V226H101ZM203 227H205L204 228V230H203ZM5 228H6V226H5ZM10 228V227H9ZM60 228V227H59ZM123 228V229H122ZM189 228H187V229H189ZM197 228V227H196ZM7 229V228H6ZM104 229H106L105 227H104ZM126 229H124L123 231L124 232H122L121 230V232L120 233H124V234H126L125 233V231H126ZM10 230H12L11 228H10ZM14 230H15V228H14ZM81 230V229H80ZM136 230V229H135ZM195 230V231H194ZM9 231V230H8ZM115 231V230H114ZM138 231H140V230H138ZM191 231V230H190ZM16 232V231H15ZM77 232H78V230H77ZM91 233H92V231H90ZM105 231H103V233H104ZM127 232V234H128V231H126ZM132 232V231H131ZM200 232H204L206 235H204V233H201V235L202 236H200V238L198 237L197 238V234H199ZM17 233H20V231L18 230L17 231ZM21 233H23V232H21ZM20 233V234H21ZM107 233V232H106ZM119 233V234H120ZM133 233H135V231L134 232H132L131 234H133ZM138 232H137V230H136V234H137ZM140 233V232H139ZM197 233V234H196ZM79 235H80V233H78ZM123 234V235H124ZM56 236V238H58V239H60L61 237H60V235H59V230L56 232V233H54L53 234V236ZM104 235H106V234H104ZM81 236V235H80ZM101 236H102V234H101ZM120 236V235H119ZM128 236V240L130 239V241H132V239H133V237L132 236H134V235H131V237H130V232H129V234L127 235ZM206 236V237H205ZM78 237V236H77ZM103 237H105V236H103ZM125 237H126V235H125ZM0 238H1V235H0ZM82 238V237H81ZM80 237L78 238V240H76V244L75 245H77V248L79 247V245H81V243L84 241L83 239H81ZM122 238V235L120 236V239ZM124 238V237H123ZM206 238V239H207ZM211 238V237H210ZM50 239V238H49ZM126 239V238H125ZM195 239V240H196ZM91 240H93L92 239V237H91ZM97 240H98V238H97ZM122 241H124V239H121ZM128 240H127V242H128ZM170 240V239H169ZM129 241V243H131ZM135 241H137L136 239H135ZM172 241V240H171ZM204 241V240H203ZM206 241V240H205ZM208 241H210L209 239H208ZM92 242V244H94L95 243V240H93V241H91ZM0 243H1V245L3 246V251L5 252L6 251V249H5V247H4V242H3V239L1 238L0 239ZM39 243H41V245H39ZM46 243V244H45ZM121 243H123V242H121ZM125 243L126 242H124V246H125ZM128 243V244H129ZM197 243V242H196ZM200 243H202V245L204 244V242H200ZM199 243V244H200ZM42 244H44V245H42ZM127 244V243H126ZM127 244V245H128ZM36 245L38 246V248H37V250H38V253L36 254V250L35 249H33L34 250V254L32 255V256H34V259L32 258V259H30L29 261H28V263L30 262H34V263H39V264H76L78 261L76 260V258H79L80 259V255H78V254H76L75 256H74V258L73 257H71L72 256V254H70V251H72V250H70V249H68V248H66L62 243H60L59 244V247H57V251L55 250V248H53L52 247V244H51V241H48V240H46V239H41L38 243H36ZM67 245H69V244H66V246ZM129 245H131V244H129ZM133 246H134V244H132ZM136 245V244H135ZM197 245H198V243H197ZM201 245V244H200ZM86 246H87V242H86ZM122 246H123V244H122ZM133 246H131V247H133ZM189 246V245H188ZM199 246V245H198ZM128 247V246H127ZM152 247V245L150 246V248ZM201 247V246H200ZM204 247V246H203ZM71 248V247H70ZM130 248V247H129ZM147 248V247H146ZM149 248V247H148ZM125 249H127V248H125ZM132 249V248H131ZM155 249V248H154ZM188 249H189V247H188ZM187 248H186V251L188 250ZM200 249V248H199ZM201 249H203V248H201ZM205 249H206V246H205ZM133 250V249H132ZM147 250H149V249H147ZM151 250V253H152V251L154 252V250H152V249H150ZM149 250V251H150ZM190 250V249H189ZM197 250V249H196ZM54 251H56V252H54ZM109 251V250H108ZM120 250L119 249H116V251L114 252L117 256H118V252H119ZM125 251H128V250H123V252H125ZM146 251V250H145ZM198 251H200V250H198ZM117 252V253H116ZM156 252H157V250H156ZM156 252H154L155 254H156ZM189 252V251H188ZM187 252V253H188ZM191 252V251H190ZM189 252V253H190ZM204 252H206V251H204ZM109 252H105V254L107 255ZM128 253V252H127ZM145 252H143V254H144ZM150 252H147V254H149ZM151 253H150V255H148V259H149V262L151 263V261H150V259H151V256L153 255H151ZM159 253V252H158ZM189 253L187 254V255H189ZM199 254H200V252H198ZM202 253V252H201ZM36 254V255H35ZM95 254V250L94 251H89V254H88V259H89V261H90V263L89 264H95V261H93L92 260V256ZM143 254H140L139 256H140V259H141V256H143ZM154 254V255H155ZM190 254H192V253H190ZM205 254H208V253H205ZM210 254H212V253H210ZM134 255H136V252H135V250L134 251H131V252H129L128 254H127V256H129V258H133V257H135ZM153 255V256H154ZM160 254H158V256H157V254H156V256L157 257H159L160 258V256H159ZM5 256L6 257H2L4 260H8V262L10 263L11 262V260L10 259H12L10 256H7L6 254H5ZM120 256V255H119ZM144 256H145V254H144ZM143 256V257H144ZM147 256V255H146ZM149 256H150V258H149ZM155 256V257H156ZM200 256V255H199ZM156 257V258H157ZM201 257L202 256H200V259H201ZM206 257V256H205ZM120 258H121V256H120ZM138 258V257H137ZM158 258V259H159ZM162 258V257H161ZM161 258L159 259V263L157 262V260L155 259V258H152L153 260L155 259V261L157 262V264H161V262H162V264H164V262H166V264H167V260L166 259H164V257H163V260H161ZM208 258V257H207ZM148 259H146L145 257H144V260L143 261H141L142 262V264L144 263V261L146 262V260H148ZM205 259V258H204ZM204 259L202 258V260H200V263H198V264H202L201 262H203L204 261ZM136 260V259H135ZM160 260H161V262H160ZM168 260H170V259H168ZM207 260V259H206ZM213 260V259H212ZM218 260V259H217ZM171 261V260H170ZM211 260H209V262H210ZM219 261V260H218ZM141 262H136L135 261V263L136 264H141ZM132 263H134V262H132ZM204 263V262H203ZM212 263V262H211ZM216 264H217V262H215ZM10 264H17V263H10ZM26 264V263H25ZM78 264H80V262L78 263ZM85 264H87V263H85ZM145 264H147V263H145ZM152 264V263H151ZM155 264V263H154ZM191 264V263H190ZM208 264V263H207ZM210 264V263H209ZM213 264V263H212ZM218 264H219V262H218Z\"/></svg>", "mask_w": 264, "mask_h": 264}]
</instances>
